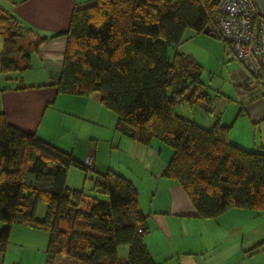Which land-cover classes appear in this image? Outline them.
I'll return each mask as SVG.
<instances>
[{
  "label": "trees",
  "instance_id": "obj_1",
  "mask_svg": "<svg viewBox=\"0 0 264 264\" xmlns=\"http://www.w3.org/2000/svg\"><path fill=\"white\" fill-rule=\"evenodd\" d=\"M218 1L97 0L76 8L54 83L60 93H98L118 115L119 132L145 144L153 138L168 143L173 155L163 174L182 186L202 218L231 207L264 210V151L233 142L231 125L221 118L204 127L175 111L184 102L213 111L203 66L179 48L188 28L212 27ZM0 35V72L30 68L32 54L48 38H34L32 28L1 6ZM73 166L86 178L95 169L10 124L0 111V221L7 223L0 230V253L14 223H22L48 230L46 264H57L62 253L68 264H158L145 243L147 216L134 182L114 170L93 172L94 189L108 197L104 201L68 185ZM41 202L47 204L43 217Z\"/></svg>",
  "mask_w": 264,
  "mask_h": 264
},
{
  "label": "crops",
  "instance_id": "obj_2",
  "mask_svg": "<svg viewBox=\"0 0 264 264\" xmlns=\"http://www.w3.org/2000/svg\"><path fill=\"white\" fill-rule=\"evenodd\" d=\"M96 1L0 0L3 9L32 28L34 38L48 36L41 42L38 51L32 54L31 67L22 74L23 81L14 86H0V111L6 114L10 124L35 132L83 162L86 155L92 153L95 159L93 172L114 170L133 181L139 191L141 208L147 216L145 243L156 263L264 264V210L231 207L217 217H199L182 186L163 174L173 149L165 146L167 144H159L158 156L155 149L158 140L152 139L146 144L151 153H145L143 169L136 170L134 161L126 163L119 156L120 153L117 168L124 166L126 170L116 169L113 163L115 148L122 151L123 144L128 148H139L137 143L143 146L145 143L116 129L118 115L112 109L109 111L110 108L102 102L98 93L74 95L58 92L54 83L61 76L68 42L65 32L70 26L73 12ZM254 4L256 11L264 15V0H254ZM54 34L59 35L52 37ZM179 49L190 54L185 49ZM231 59L229 75L239 104L234 103L240 106V113L248 115L243 120L249 123V117L254 131L261 128L260 132L263 133L264 95L239 63ZM217 92L219 98L222 93L220 90ZM222 101L223 98L220 103ZM216 105L213 104V111ZM220 108L218 114L225 121L228 104ZM194 120L204 127H211L216 121L210 117L205 125ZM225 123L228 124V121ZM239 136L230 131L233 142L246 149L264 151L262 135L260 141L256 134L255 138L252 135L248 137L250 147ZM149 154L151 160H147ZM154 158L158 160L157 168L152 165ZM203 238L211 239L215 246L220 243L227 245L217 249V252L213 251V255L209 249L210 243L204 242ZM233 240V243H229Z\"/></svg>",
  "mask_w": 264,
  "mask_h": 264
},
{
  "label": "rangeland",
  "instance_id": "obj_3",
  "mask_svg": "<svg viewBox=\"0 0 264 264\" xmlns=\"http://www.w3.org/2000/svg\"><path fill=\"white\" fill-rule=\"evenodd\" d=\"M4 47V37L0 35V52L3 50ZM181 49H185L187 53L193 55L197 61L203 66V73H202V81L205 84L206 91L213 96L214 102L213 104H217L215 111H206L204 108L199 104L191 105L190 103H177L175 106V111L187 118L190 119H197L200 122L207 125V120L210 117H213L215 120H218L221 114H218L220 111V107H225L228 104L227 111H226V118L225 121H228V124L231 125L230 131L234 133H238L244 140V143L247 144L248 147L251 146V143L248 141V137L251 135L255 138V134L258 137V140H261V135L264 138V132H260V129H256L254 131V124L251 122L250 118H248V122L244 121L243 118H246L243 113H240V106L236 105L238 100L233 93L232 85H231V78L229 75V69H231L230 62L232 61L230 54L228 53L223 40L216 36L207 34L204 32H196L195 30L188 28L184 35V40L180 45ZM175 51L174 48L170 49V54H173ZM237 61V60H236ZM238 62V61H237ZM239 63V62H238ZM240 65V64H239ZM25 70H18V71H1L0 72V86L4 85H17L21 81H23V73ZM12 76L13 79H9ZM222 95L217 98L216 93L219 91ZM223 101L220 103L221 99ZM219 100V101H218ZM228 102V103H227ZM235 102V103H234ZM109 110V109H108ZM111 112V109L109 110ZM228 115V117H227ZM222 120V119H221ZM225 121L222 120L223 123ZM226 124V123H225ZM263 129V128H262ZM239 136V137H240ZM156 141L155 149L156 154L159 156L158 147L159 144H167L168 148L173 149L168 143L162 141L158 138H153ZM264 140V139H263ZM116 143H118L116 141ZM110 144V143H109ZM139 148H133L125 146L123 144L121 146V150L115 148V153L113 157V163L116 166V169H122L123 171L126 170L124 166L117 168V160L118 154L125 159V162L130 164L131 161H134V167L136 170L143 169V161L144 155L147 151L151 153V149L147 147L145 144L144 146L140 143ZM143 146V147H141ZM132 153H131V149ZM118 150V151H117ZM166 153V152H165ZM154 154V153H153ZM147 160H151V154H149ZM166 155V154H165ZM87 157V155H86ZM171 158V155H170ZM169 158V159H170ZM153 160V167L157 168L158 160L154 158ZM146 165L147 162L145 163ZM93 174L90 171L88 177H85V171L78 167H71L69 172L68 178V185L74 188H83L85 189L86 193L96 195L101 200H107L108 197L105 194L99 193L94 189L93 180L91 179V175ZM47 208V204L45 202H41L38 207V216L43 217ZM7 223L4 221H0V230L5 227ZM205 230V229H204ZM203 241L209 244L210 252L214 255V252H217V249L225 248L227 243L219 245H214L211 239L203 238ZM49 242V232L43 228L31 227L29 225H25L22 223H14L12 226L11 236L9 240V244L5 251L0 253V264H46L47 260V246ZM230 241L229 243H233ZM235 247V246H234ZM214 251V252H213ZM120 252L122 256H126L128 253V246H122L120 248ZM57 264H68V258L65 256V253L59 257V261Z\"/></svg>",
  "mask_w": 264,
  "mask_h": 264
},
{
  "label": "built area",
  "instance_id": "obj_4",
  "mask_svg": "<svg viewBox=\"0 0 264 264\" xmlns=\"http://www.w3.org/2000/svg\"><path fill=\"white\" fill-rule=\"evenodd\" d=\"M210 23L230 56L264 95V15L256 11L254 0H219ZM85 163L95 167L92 153L87 155Z\"/></svg>",
  "mask_w": 264,
  "mask_h": 264
},
{
  "label": "water",
  "instance_id": "obj_5",
  "mask_svg": "<svg viewBox=\"0 0 264 264\" xmlns=\"http://www.w3.org/2000/svg\"><path fill=\"white\" fill-rule=\"evenodd\" d=\"M204 33L214 35V31H212V27L207 25L206 28L203 30Z\"/></svg>",
  "mask_w": 264,
  "mask_h": 264
}]
</instances>
